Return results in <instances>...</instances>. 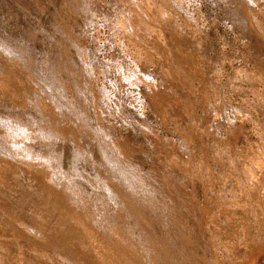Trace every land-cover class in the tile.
<instances>
[{"label":"rangeland","instance_id":"obj_1","mask_svg":"<svg viewBox=\"0 0 264 264\" xmlns=\"http://www.w3.org/2000/svg\"><path fill=\"white\" fill-rule=\"evenodd\" d=\"M0 264H264V0H0Z\"/></svg>","mask_w":264,"mask_h":264},{"label":"bare ground","instance_id":"obj_2","mask_svg":"<svg viewBox=\"0 0 264 264\" xmlns=\"http://www.w3.org/2000/svg\"><path fill=\"white\" fill-rule=\"evenodd\" d=\"M85 48V47H84ZM110 130V129H109ZM13 171V170H12ZM14 173V172H13Z\"/></svg>","mask_w":264,"mask_h":264}]
</instances>
